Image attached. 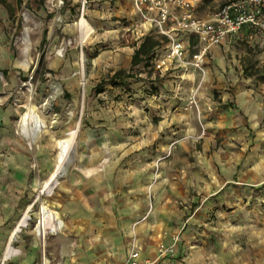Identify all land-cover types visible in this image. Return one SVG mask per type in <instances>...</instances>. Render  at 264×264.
Returning a JSON list of instances; mask_svg holds the SVG:
<instances>
[{
	"label": "rangeland",
	"instance_id": "rangeland-1",
	"mask_svg": "<svg viewBox=\"0 0 264 264\" xmlns=\"http://www.w3.org/2000/svg\"><path fill=\"white\" fill-rule=\"evenodd\" d=\"M229 1L201 0L197 13L207 17ZM55 3L0 4V224L5 238L30 206L27 227L14 244L17 255L6 264H43L44 258L45 264L78 263L82 244L70 240L63 253L57 236L62 230L42 241L36 231L40 212L58 214L62 228L71 232L72 220L63 209L74 196L72 171L79 164L103 170L110 160L120 178L111 210L116 220L129 186L121 174L140 171L145 183L148 207L130 224V249H138L135 229L154 209L157 185L160 206L177 215L174 234L160 243L169 245L174 235L180 243L185 234L187 249L178 256V243L174 256L157 264H264V65L254 60L256 49L243 46L249 56L234 69L245 79L244 96L234 97L232 87L226 97L219 93L222 88L198 93L199 87L196 103L190 104L194 93L187 88L177 94L162 91L165 79L145 57L132 66L142 36L137 18H127L128 0H63L60 8ZM81 17L92 28L84 41ZM28 109L44 125L31 142L19 129ZM77 122L72 163L50 195H39L54 167L56 141ZM13 156L20 167L11 176L6 169Z\"/></svg>",
	"mask_w": 264,
	"mask_h": 264
},
{
	"label": "crops",
	"instance_id": "crops-1",
	"mask_svg": "<svg viewBox=\"0 0 264 264\" xmlns=\"http://www.w3.org/2000/svg\"><path fill=\"white\" fill-rule=\"evenodd\" d=\"M128 8L127 18L131 20L132 17H136L132 0H128ZM137 21L139 24L135 27L142 38L147 35L158 40L161 38L151 26L138 19ZM132 26L133 23L126 30H130ZM164 46L157 49V57L150 61L159 75L165 79L162 91L177 94L182 93L183 88H187L191 92L200 82L201 75L191 68L187 70L179 68L174 61L166 59L163 53ZM243 46L256 49L254 60L264 65V29L246 25L236 35L229 36L220 44L210 48L204 65L206 74L201 80L198 93H212L217 88H222L219 93L223 94L222 97H226L224 95H228L229 87L233 88L231 93H234V97L237 93H239L238 96H244L247 93L244 87L245 79L239 78V75L234 73L235 67L240 66L245 57L249 56L242 49ZM162 125L165 126V123ZM19 160L18 156H13L11 160L7 159V174L14 176L16 168L20 167ZM87 160L91 159L87 158ZM87 167L79 164L77 169L72 171L74 196L64 203L66 206L63 211L70 215L73 227L71 232L68 228H62L63 233L57 235L58 241L62 245L63 253L68 251L70 240H75L78 245L82 244L78 246L76 253L78 263L76 264H123L130 250L132 235L130 224L135 219L141 218L148 207L145 183L140 181L143 176L140 177V171H133L128 175L126 172L121 174L123 182L129 186L124 193V198L119 201L120 212L116 214L118 218L116 220L111 212L116 203V186L120 180L116 177V164L110 160L103 170ZM1 168L4 169V165ZM6 171L2 170L3 175ZM153 190L154 209L135 229L136 245L142 259H153L156 256L158 243L168 242L175 232L172 222L177 218L176 213L170 208L160 206L158 197L156 198L157 185L153 187ZM2 225L0 224V258L10 236L9 234L5 238L6 230ZM178 246V256L187 253L185 234L181 236ZM70 263L67 261V264ZM19 264H27V261H21Z\"/></svg>",
	"mask_w": 264,
	"mask_h": 264
},
{
	"label": "built area",
	"instance_id": "built-area-1",
	"mask_svg": "<svg viewBox=\"0 0 264 264\" xmlns=\"http://www.w3.org/2000/svg\"><path fill=\"white\" fill-rule=\"evenodd\" d=\"M200 2L132 0V5L137 19L166 39L164 57L174 61L179 68H191L203 78L205 60L211 47L236 35L246 25L264 29V0H232L207 17H200L197 13ZM62 5L63 0H56L57 8ZM191 36L196 39L195 45L190 44ZM199 87L200 82L192 90L194 95L190 104L196 103L195 93ZM179 240V236L174 235L169 245L160 243L155 259H142L139 250L133 246L123 264H157L161 259L174 256Z\"/></svg>",
	"mask_w": 264,
	"mask_h": 264
},
{
	"label": "bare ground",
	"instance_id": "bare-ground-1",
	"mask_svg": "<svg viewBox=\"0 0 264 264\" xmlns=\"http://www.w3.org/2000/svg\"><path fill=\"white\" fill-rule=\"evenodd\" d=\"M79 24L81 26L80 38L81 41H84L92 31V28L87 20H85L83 17L80 18ZM77 126L78 122L75 128L68 130L62 138L56 141L58 150L54 167L49 174L48 179L44 182L39 195H50L54 187L57 185L59 178L62 176V172H64L66 170V167L70 164L72 157L76 151ZM19 127L23 137L27 138L30 141L34 140L41 133L44 125L42 124V120L40 119V116L35 112V110L28 109V112L25 115L21 116ZM29 211L30 206L27 207L26 211L22 214V216L19 218V220L11 230L12 232L10 233L6 247L2 253L0 264H5L6 260L17 255L14 250V243L19 238H17V235L22 231L23 228L27 227ZM62 227V222L58 214L53 213L48 209L41 210L40 219L36 227V231L43 242H45L47 235L57 234L58 232H60V230H62ZM42 262L43 264H45L46 259L44 258Z\"/></svg>",
	"mask_w": 264,
	"mask_h": 264
},
{
	"label": "trees",
	"instance_id": "trees-1",
	"mask_svg": "<svg viewBox=\"0 0 264 264\" xmlns=\"http://www.w3.org/2000/svg\"><path fill=\"white\" fill-rule=\"evenodd\" d=\"M0 4H5V0H0ZM159 40L155 39L151 35L143 37L139 46L134 50L132 55V66L142 62L144 57L146 58L147 63H150L151 59H153L156 53H158L157 49L166 43V39L164 37L159 38ZM189 41L191 45L196 44V39L193 36L189 37ZM115 76H119V73H116Z\"/></svg>",
	"mask_w": 264,
	"mask_h": 264
},
{
	"label": "water",
	"instance_id": "water-1",
	"mask_svg": "<svg viewBox=\"0 0 264 264\" xmlns=\"http://www.w3.org/2000/svg\"><path fill=\"white\" fill-rule=\"evenodd\" d=\"M77 128H76V132H77ZM73 161V160H72ZM72 161L70 162V163H72ZM70 165V164H69ZM67 168H68V166L66 167V170L64 171V172H62V174L61 175H64L65 173H66V171H67ZM58 183V182H57Z\"/></svg>",
	"mask_w": 264,
	"mask_h": 264
}]
</instances>
